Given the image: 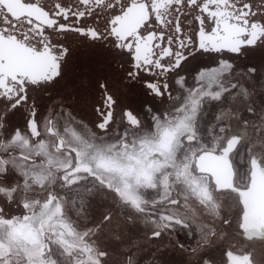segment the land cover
<instances>
[{"label":"snow or ice","instance_id":"1","mask_svg":"<svg viewBox=\"0 0 264 264\" xmlns=\"http://www.w3.org/2000/svg\"><path fill=\"white\" fill-rule=\"evenodd\" d=\"M101 18L102 31L88 24ZM69 34L110 46L130 65L125 79L168 108L146 103L142 121L99 82L98 131L46 109ZM258 48L264 0H0V264H108L98 241L119 239L117 210L149 239H196V264H223L213 244L228 239L229 200L242 235L264 243V111L249 84L258 69L235 64ZM197 53L208 60L194 67ZM222 256L254 264L251 252ZM126 264L139 261L129 253Z\"/></svg>","mask_w":264,"mask_h":264},{"label":"flooded vegetation","instance_id":"2","mask_svg":"<svg viewBox=\"0 0 264 264\" xmlns=\"http://www.w3.org/2000/svg\"><path fill=\"white\" fill-rule=\"evenodd\" d=\"M51 2L52 0H42V3L45 4H50ZM88 24L98 27L101 31L105 26L103 18L95 21L89 19ZM61 39L65 38L62 37ZM66 46L70 48V57L67 59L66 64L62 66V79L50 92L41 94L40 103L46 109L52 110L55 113L70 111L75 118L73 127L77 130L80 129V126H86L88 130L98 131L95 128L98 117L94 109L99 100V93L96 87L99 82H106L113 91V94L119 97L121 106L131 108L134 113L140 116L142 121H144V115L141 112V107L144 104L152 103L158 109L168 108L167 103L162 105L158 99L154 100L149 96L142 82L125 79L126 70L130 65L124 63L119 56H116L114 50L107 44L101 42L91 43L77 34H69L66 38ZM207 60V54L201 57L197 53V59L192 61V65L194 67L199 66L206 63ZM235 64L237 65V71L246 66H255L258 71H263L264 48L253 50L247 56L236 60ZM119 115L120 112L117 109L115 114L116 123L113 125L110 134H114L119 128ZM231 124L232 127H240L244 130L243 125L238 124L236 120H232ZM247 131L250 134V142L256 141L257 135L254 133V130L249 128ZM243 154L247 155L246 153ZM246 165L247 160L245 161ZM222 213L228 215L232 221V225L230 228L224 226L228 233V239L223 242L215 241L217 247L222 250L252 251L261 259H264V243L258 240L248 241L242 235L237 223V209L234 202L231 200L225 202ZM133 232L136 237L145 235L149 239L148 226L145 224L142 226L134 225ZM165 236L169 235L166 234ZM167 238L170 239V237ZM140 242H142L141 245ZM140 242L139 246L142 247L144 241L140 239ZM178 248L181 250L180 247ZM110 249L111 247L108 250Z\"/></svg>","mask_w":264,"mask_h":264},{"label":"rangeland","instance_id":"3","mask_svg":"<svg viewBox=\"0 0 264 264\" xmlns=\"http://www.w3.org/2000/svg\"><path fill=\"white\" fill-rule=\"evenodd\" d=\"M189 82L191 83V81ZM249 84L252 86L250 89L252 92L250 97L251 106H254L258 112L264 111V70L258 71L255 76L250 77ZM240 111L243 113L245 119L249 118V114L244 111L243 105L240 106ZM240 159L245 165L247 155L242 153ZM243 170L246 171V166ZM189 211H196L199 216L198 205L192 203ZM72 218L75 219V215H73ZM117 223L120 225L119 239L114 238L111 233H108L98 241L99 245L107 250L111 247V249L108 250V264H126L125 260L129 253L133 255L134 259L139 261V264H196L199 253L193 254L191 252V248L196 247V239H190L183 233H181L179 237H177L175 233H172L171 236H167L170 237V239L163 236L159 240H149L145 235L136 237L133 232V227L134 225L142 226L144 224L143 221L129 220L120 213L119 210H117ZM140 239L144 241L142 247L139 246ZM177 239H179L180 243H184L185 249L180 250L178 248ZM141 244L142 242H140V245ZM213 247L217 249L215 252L216 258L218 260L223 259V264H227L226 256H222L227 250L218 248L216 242H214ZM155 248L158 249L156 250ZM233 252L236 254L251 252L254 264H264V259L257 256L255 252Z\"/></svg>","mask_w":264,"mask_h":264}]
</instances>
